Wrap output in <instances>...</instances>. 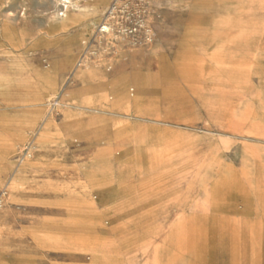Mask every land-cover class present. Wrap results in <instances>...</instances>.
<instances>
[{"label":"rangeland","instance_id":"374dc122","mask_svg":"<svg viewBox=\"0 0 264 264\" xmlns=\"http://www.w3.org/2000/svg\"><path fill=\"white\" fill-rule=\"evenodd\" d=\"M0 76V264H264V0H0Z\"/></svg>","mask_w":264,"mask_h":264},{"label":"crops","instance_id":"0c3cea01","mask_svg":"<svg viewBox=\"0 0 264 264\" xmlns=\"http://www.w3.org/2000/svg\"><path fill=\"white\" fill-rule=\"evenodd\" d=\"M64 39H65V42H68L70 44H77L78 49L82 48L83 36H82L81 32L72 33L68 37H65ZM83 62H82V60H80V63H83ZM79 65L82 66V64H79ZM56 98L59 99V96L56 95ZM38 100L39 99H38L37 95H31V97H30L31 107L36 105ZM21 118H22V121H20L21 126H19L17 128L19 129V135H21V137L24 139V138H26L28 131H34L36 128H38V126H39L38 124H39V120H40V112L34 111V112H30V113H25L23 116H21ZM5 140L11 141L9 138H6ZM0 144H1V142H0ZM5 160L6 159H4V161ZM98 166H100L101 168L103 167L104 169L107 168L109 170V173L107 175H103V173H101V172L98 173V171H97ZM91 167H92L91 171L89 173H87V175H86L90 182H93V181L95 183H99V182L103 183L104 182V184H105L106 180H103V177L112 174V173H110L112 171V164L111 163H106L105 161L95 160L93 162V164L91 165ZM108 184L110 185V182L106 183V185H108ZM40 236H42V238L48 237V235L44 234V233L40 234Z\"/></svg>","mask_w":264,"mask_h":264},{"label":"bare ground","instance_id":"6f19581e","mask_svg":"<svg viewBox=\"0 0 264 264\" xmlns=\"http://www.w3.org/2000/svg\"><path fill=\"white\" fill-rule=\"evenodd\" d=\"M65 5V10L68 9V5L67 4H64ZM119 7V1H116L114 2V4L111 6V8L108 10V19L111 21L113 15H115L116 13V10L118 9ZM65 16V13L61 14V17H64ZM107 24V23H106ZM106 24H103L101 26V32L102 33H105L106 35H111V31H112V23H108V25ZM1 78V76H0ZM1 81V79H0ZM39 84H41L42 86L43 85H47V82H43L41 80H37L35 81V83L33 85H29V86H26V92H28L30 95H37V92L39 91V88H41L42 86H39ZM57 94H55L54 96H56Z\"/></svg>","mask_w":264,"mask_h":264}]
</instances>
